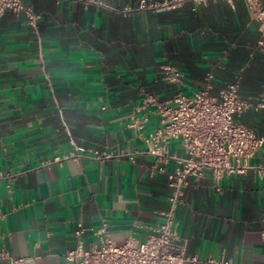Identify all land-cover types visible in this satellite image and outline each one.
Listing matches in <instances>:
<instances>
[{"label":"crops","instance_id":"1","mask_svg":"<svg viewBox=\"0 0 264 264\" xmlns=\"http://www.w3.org/2000/svg\"><path fill=\"white\" fill-rule=\"evenodd\" d=\"M24 1L40 15L37 32L22 14L0 15V172H21L12 193L0 180V245L23 264H72L64 253L78 221L86 247L103 237L144 240L148 229L135 223L164 219L174 165L144 140L161 120L145 95L169 100L175 92L161 66L184 72L187 95L211 71L212 94L239 77L240 96L254 99L264 89V29L243 0L171 9H139L138 0ZM237 120L264 133V108ZM167 147L182 153L177 140ZM250 162L264 163V155ZM175 217L187 254L264 264V176L253 170L191 178Z\"/></svg>","mask_w":264,"mask_h":264},{"label":"built area","instance_id":"2","mask_svg":"<svg viewBox=\"0 0 264 264\" xmlns=\"http://www.w3.org/2000/svg\"><path fill=\"white\" fill-rule=\"evenodd\" d=\"M60 1V0H57ZM84 5H105L102 0H75ZM186 1L199 3L205 0H138L139 9L176 8ZM232 1V0H226ZM250 17L264 29V0H243ZM10 9L24 16L25 22L37 32L39 13L24 0H0V15ZM162 78L175 88L169 100H162L156 93L145 95L143 103H151L160 114V124L144 137L147 151L157 160L174 162L167 172L168 209L163 211L164 219L157 224L135 223L137 227L148 229L144 240L131 236L117 244L109 237L101 238L98 244L84 245L82 235L85 226L81 221L74 229L75 244L64 253L72 264H237L224 253L199 257L187 254L178 232L175 214L183 202V190L191 178H199L210 171L218 181L223 175L243 173L253 170L264 176V163H251L258 155H264V133L254 130L237 118L248 109L264 108V89L254 99H245L239 93V77L227 83L218 94L210 92L212 72L205 73L206 85L187 95L182 88L185 74L171 64L161 66ZM134 126L140 128L137 122ZM177 140L182 153H170L167 144ZM97 157L108 156L97 153ZM162 169L157 164L152 169ZM21 172L7 170L0 172V180L9 193ZM0 215V239L3 228ZM24 257L13 255L0 245V264H23Z\"/></svg>","mask_w":264,"mask_h":264}]
</instances>
